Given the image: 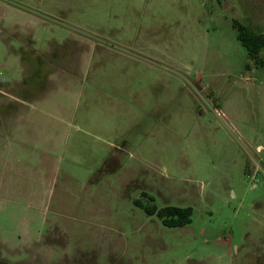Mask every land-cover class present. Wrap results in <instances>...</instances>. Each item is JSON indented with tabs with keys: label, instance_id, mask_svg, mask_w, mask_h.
Masks as SVG:
<instances>
[{
	"label": "rangeland",
	"instance_id": "obj_1",
	"mask_svg": "<svg viewBox=\"0 0 264 264\" xmlns=\"http://www.w3.org/2000/svg\"><path fill=\"white\" fill-rule=\"evenodd\" d=\"M234 20L264 34V0H0V115L23 53L63 73L0 129V264H264V47Z\"/></svg>",
	"mask_w": 264,
	"mask_h": 264
},
{
	"label": "crops",
	"instance_id": "obj_2",
	"mask_svg": "<svg viewBox=\"0 0 264 264\" xmlns=\"http://www.w3.org/2000/svg\"><path fill=\"white\" fill-rule=\"evenodd\" d=\"M41 55L43 54L37 53L34 49L29 55L28 61V58H25L23 53V61H25L27 65L25 75L29 76L30 79L25 78L23 79V82L17 84L18 90L16 94L12 96L14 97L15 102H17V108L20 110H17L16 112L13 110L11 114L6 117L0 115V129L9 126L19 111L21 112L23 110L29 112L30 109L37 105V102L40 103L44 100L46 98V91L48 90L50 83L53 82V78H55V76L59 77L60 74H63L60 69L53 66L52 62L50 63V57L48 55ZM0 92L6 94L3 90H0ZM2 108H5V104Z\"/></svg>",
	"mask_w": 264,
	"mask_h": 264
},
{
	"label": "trees",
	"instance_id": "obj_3",
	"mask_svg": "<svg viewBox=\"0 0 264 264\" xmlns=\"http://www.w3.org/2000/svg\"><path fill=\"white\" fill-rule=\"evenodd\" d=\"M232 24L236 29L237 39L247 51V56L255 61L259 60L258 54L264 47V34L253 31L248 26L235 20ZM144 209L148 214L157 213L167 226H181L191 221L192 209L190 207L164 206L157 209L154 206H150L144 207Z\"/></svg>",
	"mask_w": 264,
	"mask_h": 264
}]
</instances>
